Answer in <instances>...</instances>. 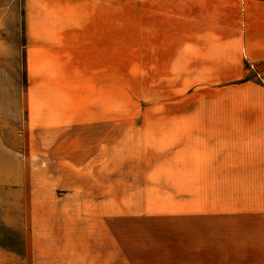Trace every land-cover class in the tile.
<instances>
[{"label": "rangeland", "instance_id": "374dc122", "mask_svg": "<svg viewBox=\"0 0 264 264\" xmlns=\"http://www.w3.org/2000/svg\"><path fill=\"white\" fill-rule=\"evenodd\" d=\"M47 14L39 0H0L4 263L264 264V179H168L173 151L156 119L185 96L205 107L214 89L195 83L174 92L168 72L137 71L138 57L125 54L134 43L126 25L114 23L111 70L92 73L90 85L75 57L62 72L48 56L54 70H46L27 43ZM43 74L53 86L42 91H55L44 96L65 101L53 105L58 117L30 119L29 84ZM89 112L96 116L86 119Z\"/></svg>", "mask_w": 264, "mask_h": 264}, {"label": "crops", "instance_id": "0c3cea01", "mask_svg": "<svg viewBox=\"0 0 264 264\" xmlns=\"http://www.w3.org/2000/svg\"><path fill=\"white\" fill-rule=\"evenodd\" d=\"M39 7L50 16L41 18L45 28L29 33L27 45L46 70H54L48 56L62 72L75 57L84 86L110 71L114 23L126 25L124 38L134 43L125 54L138 57L137 71L168 72L174 92L195 83L214 89L205 107L185 96L177 110L156 119L173 151L168 179H264V0H39ZM42 76L33 77L25 98L30 119H49L58 112L53 105L65 101L50 99L53 89L42 91L53 86ZM221 87L236 95H218ZM72 119H79L78 108Z\"/></svg>", "mask_w": 264, "mask_h": 264}]
</instances>
